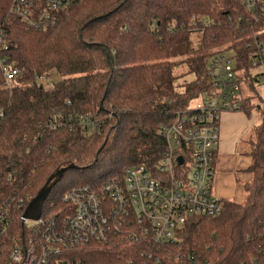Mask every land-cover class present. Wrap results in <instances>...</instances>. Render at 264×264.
Wrapping results in <instances>:
<instances>
[{"label":"trees","instance_id":"16d2710c","mask_svg":"<svg viewBox=\"0 0 264 264\" xmlns=\"http://www.w3.org/2000/svg\"><path fill=\"white\" fill-rule=\"evenodd\" d=\"M12 2L0 0L6 56L19 69L11 89L0 72V200L12 205L4 254L34 234L21 217L55 170L75 165L42 206L41 218L59 224L73 211L63 200L71 188H99L136 165L156 175L166 148L159 127L211 93L213 53L233 52L235 70L245 71L251 88L262 78L251 75L248 60L264 49L263 0L251 11L240 0H75L36 25L13 16ZM178 52L183 58L172 60ZM181 63L191 76L179 83L173 70ZM53 70L61 79L44 86L40 77ZM240 95L239 110L258 119L242 202L221 199L216 215L192 216L174 243L131 242L113 233L63 248L45 264H264V101ZM80 115L89 116V129Z\"/></svg>","mask_w":264,"mask_h":264},{"label":"built area","instance_id":"2783aa9c","mask_svg":"<svg viewBox=\"0 0 264 264\" xmlns=\"http://www.w3.org/2000/svg\"><path fill=\"white\" fill-rule=\"evenodd\" d=\"M259 1L240 0L250 11ZM73 2L13 0L10 12L28 25L43 24L51 20L55 11ZM7 50L8 43L0 31V72L3 85L11 89L19 69L8 62ZM233 54L213 53L207 64L211 93L194 100L174 122L159 127L166 148L155 165L156 175L146 166L136 165L126 168L121 179H108L99 188H71L63 200L73 211L61 224L41 216L37 220L21 218L22 225L34 234L20 238L6 254L2 248L10 228L12 205L11 201L0 200V264H45L63 248L90 239L107 240L113 233H121L131 242L174 243L177 230L189 217L219 213L221 199L213 194L212 185L220 119L224 112H241L242 105L238 75L242 70H235ZM248 63L249 69L257 68L264 79V49L250 55ZM3 115L0 110V119ZM78 118L90 128L88 115ZM8 177L11 180L12 174Z\"/></svg>","mask_w":264,"mask_h":264},{"label":"crops","instance_id":"0c3cea01","mask_svg":"<svg viewBox=\"0 0 264 264\" xmlns=\"http://www.w3.org/2000/svg\"><path fill=\"white\" fill-rule=\"evenodd\" d=\"M253 118L255 116L250 118L243 113L239 114V112L231 111L224 112L221 116L220 139L217 147V163L213 182L216 189L215 195L218 198L229 200L226 196H223V193H218L217 181L221 186H225L226 183H233V180L238 181L240 178L244 184L250 181L252 177V174L248 171L251 160L249 156L251 145L248 140ZM245 137H248V140ZM236 188L243 190V186L240 184Z\"/></svg>","mask_w":264,"mask_h":264},{"label":"rangeland","instance_id":"374dc122","mask_svg":"<svg viewBox=\"0 0 264 264\" xmlns=\"http://www.w3.org/2000/svg\"><path fill=\"white\" fill-rule=\"evenodd\" d=\"M199 46V32L196 31L192 34L191 40H190V49L192 50V53H195L197 47ZM184 54L182 52H178L175 54V56L172 58V60H180L181 58H183ZM187 68L184 64H177L176 67H174L173 73L174 75L177 76L179 83L182 82V80L187 77L186 75H190L191 74H187ZM249 72L252 74L255 73H259V70L257 68H250ZM238 75L240 78V82H241V93L244 95H252L254 96V98H256V95H258L263 101H264V79L261 78L259 79V81L254 82V86L253 88L250 87L249 85V80L245 77V71L243 70L238 71ZM191 78V77H190ZM60 76H58L54 70L52 72H50V74L48 76H43L42 78V83L44 84V86H49L52 82L58 81L60 80ZM239 111H237L236 113H238ZM239 114H242V111L239 112ZM244 114V113H243ZM252 119L253 123L251 125V129L249 131L250 132V138L248 140V137H245L251 145V142L254 140V126L257 124L258 119L256 118V113L254 114L252 112V115L250 118L254 117ZM220 139V138H219ZM217 163V162H216ZM216 163L214 164V169L216 167ZM215 176V175H214ZM214 176H213V182H214ZM217 184V191L218 193H223V196H226L229 200L231 201H235V202H242L244 200L245 197V193L243 192V190L241 189H237L236 186H238V184L243 186V180L239 178L238 181L233 180V183H226L225 186H221L219 184V182H216ZM214 185V189H215V183H213ZM213 185H212V192L213 194H215L216 189H213ZM221 199V198H219ZM191 217L188 218V220ZM194 219V218H193ZM130 241V240H129Z\"/></svg>","mask_w":264,"mask_h":264},{"label":"water","instance_id":"95a60500","mask_svg":"<svg viewBox=\"0 0 264 264\" xmlns=\"http://www.w3.org/2000/svg\"><path fill=\"white\" fill-rule=\"evenodd\" d=\"M178 164L182 162V158L179 156L177 158ZM74 164H69L68 166L61 167L55 170L46 180L44 185L38 190L36 195L29 200L27 203L22 219L37 220L41 216L43 203L48 196L51 188L59 181L64 171L70 168H74Z\"/></svg>","mask_w":264,"mask_h":264}]
</instances>
